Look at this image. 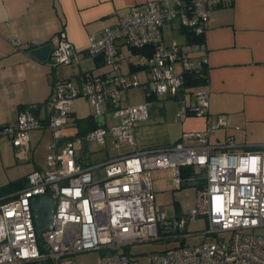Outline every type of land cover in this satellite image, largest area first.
I'll return each instance as SVG.
<instances>
[{"label":"built area","instance_id":"2783aa9c","mask_svg":"<svg viewBox=\"0 0 264 264\" xmlns=\"http://www.w3.org/2000/svg\"><path fill=\"white\" fill-rule=\"evenodd\" d=\"M232 2L149 0L131 6L115 24L89 35L86 51L101 58L107 66L105 72L85 73L80 83L55 80L46 101L50 107L46 124L35 115V107L25 106L14 124L0 127V138L21 153L28 147L31 130L46 126L51 134L45 168L30 171L22 187L0 195V264H80L73 255L95 249L109 251L100 264H131L123 249L133 243L185 241L198 233L214 239L151 253L148 264H264V145L237 149L233 136L224 142H211L219 128L231 123L230 118L209 113L207 90L195 91L189 101L181 92L186 73L207 80L205 44L203 39H195L204 36L211 11ZM174 20L191 37L184 44L163 40L164 26ZM9 42L14 49L24 45L13 35ZM120 42L132 50L134 66L146 70V81L123 71ZM46 60L56 67L79 63L81 58L61 31ZM137 86L148 97L166 94L177 100L180 121L189 113L205 117L204 128L184 132L169 145L82 165V155L88 156L86 147L91 143L109 144L113 149L135 144V127L149 118L152 104L150 99L124 102L125 92ZM79 97L89 101L98 125L65 137L64 128L73 120L72 104ZM106 114L117 123L108 127ZM99 117L103 118L100 124ZM185 167H192V171L182 175ZM157 168H171L176 187L187 181L196 184L193 208L168 215L156 204L151 171ZM48 193L54 199L53 220L51 228L42 233L41 247L31 199ZM220 205L223 209L218 211ZM198 220L204 222L203 230L185 229ZM223 232L228 234L220 236Z\"/></svg>","mask_w":264,"mask_h":264},{"label":"crops","instance_id":"0c3cea01","mask_svg":"<svg viewBox=\"0 0 264 264\" xmlns=\"http://www.w3.org/2000/svg\"><path fill=\"white\" fill-rule=\"evenodd\" d=\"M146 1L149 0H0V127L14 124L20 109L25 106L35 107V115L46 124L50 114L46 101L55 80L70 79L73 83H80L85 73L97 75L107 70L99 56L87 53L89 35L115 24L131 6ZM61 31L78 51L79 63L52 67L47 60H39L30 54L33 47L28 48L26 44L52 45ZM10 35L24 43L22 49H14L9 42ZM163 40L184 44L188 38L180 23L174 20L164 26ZM203 41L208 59L207 80L194 87H183L181 91L185 99L189 101L195 91L205 89L208 91L209 113L213 116L222 113L230 118L231 123L219 128L211 136V142H224L233 136L239 148L264 145V0H233L229 5L214 8ZM119 50L123 71L136 73L141 82L146 81V70L133 64L132 50L121 42ZM175 67L180 70L179 64ZM146 100L145 96L140 102ZM165 100L174 102L176 111L168 112ZM151 102L148 120L167 115L177 118L178 102L174 98L166 94L153 95ZM71 114L73 120L64 128L65 137L83 134L89 131L91 123H97L91 114L88 127L79 128L83 118H78L72 107ZM178 122L181 133L172 143L184 132L203 129L205 117L189 113L184 121ZM139 124L142 125L138 123L136 130ZM135 135L134 147L130 146L133 148L123 150L121 146L113 149L109 145V151L114 153H107L104 159L160 146L138 142ZM50 138L46 126L31 130L28 147L23 153L17 152L7 139L0 138V158H7L11 153L17 160L25 162L24 174L14 180L25 177L34 169L45 168L46 145ZM10 179L7 181H12Z\"/></svg>","mask_w":264,"mask_h":264},{"label":"rangeland","instance_id":"374dc122","mask_svg":"<svg viewBox=\"0 0 264 264\" xmlns=\"http://www.w3.org/2000/svg\"><path fill=\"white\" fill-rule=\"evenodd\" d=\"M144 95V91L141 87H131L125 92L124 102L129 104L140 102L144 99ZM165 101V109L168 112L176 111V104L174 102L170 100ZM155 108L159 109V106L155 104ZM72 110L78 118H83L80 121L79 128L88 127L90 124L89 117L92 114V107L89 104V101L86 98L77 99L72 106ZM105 119L108 127L117 123V121L110 118L108 114L105 115ZM143 122H139L142 123V125L139 124L140 126L137 128V130L135 127V137L138 142H152V144L165 146L176 140L178 135L180 136V124L178 122V118L175 116L167 115L163 118L155 116L154 118H150L147 122ZM133 147H130V145H124L122 149L126 150ZM237 149L243 150L244 148L240 147ZM86 150L88 152L87 157H84V155L81 154L83 157L82 165H86L87 163L90 165L98 164L107 157V153H114V151H109V144L103 146L96 143H91L86 147ZM77 151L78 153H81L80 149H77ZM24 168L25 162L17 160L11 153L7 158H0V187L8 182L7 178L14 180L16 176L23 175L25 170ZM11 170L16 171L14 174H11ZM151 176L155 202L163 210H165L168 215L185 213L195 206L196 184L194 182L187 181L184 182L180 187H176L175 176L173 175L171 168L154 169L152 170ZM204 228V222L198 220L188 224L185 229L187 231H201ZM44 233L45 231L43 234ZM227 234V232H223L219 235L226 236ZM210 239H214V237L209 234L205 235L203 233H198L187 237L185 241H181L180 239H163L156 241L136 242L125 247L123 250L131 258V264H148V256L151 253L164 252L172 247L179 246L181 243L197 244L202 241H209ZM107 254H109L107 249L88 250L74 254L73 259L80 264H100V259ZM32 264H42V262Z\"/></svg>","mask_w":264,"mask_h":264},{"label":"water","instance_id":"95a60500","mask_svg":"<svg viewBox=\"0 0 264 264\" xmlns=\"http://www.w3.org/2000/svg\"><path fill=\"white\" fill-rule=\"evenodd\" d=\"M52 45L44 44L41 46H34L30 50V54L39 60L45 61L48 58ZM103 118L99 117V124L102 123ZM31 205L33 210V217L36 226L37 239L41 247H44V240L42 233L52 226L54 199L51 194L41 195L37 198L31 199Z\"/></svg>","mask_w":264,"mask_h":264},{"label":"trees","instance_id":"16d2710c","mask_svg":"<svg viewBox=\"0 0 264 264\" xmlns=\"http://www.w3.org/2000/svg\"><path fill=\"white\" fill-rule=\"evenodd\" d=\"M188 40H190V36L186 35ZM194 39V38H193ZM203 37H197L195 40H202ZM203 83V80L200 79L199 77L191 74V73H186L185 74V78H184V83H183V87L184 89L187 87H194L197 86L199 84ZM182 92V91H181ZM146 96V95H145ZM147 99H152L153 96H146ZM97 126V123H91V125L88 127V130H91L93 128H95ZM182 175H185L186 172L188 173V171H192V167H185L184 169L182 168ZM25 183V177H20L17 178L15 180H12L6 184H4L3 186L0 187V195H6L9 194L11 192H14L15 190L19 189L20 187H22V185H24ZM32 264V263H31Z\"/></svg>","mask_w":264,"mask_h":264},{"label":"clouds","instance_id":"9594fccd","mask_svg":"<svg viewBox=\"0 0 264 264\" xmlns=\"http://www.w3.org/2000/svg\"><path fill=\"white\" fill-rule=\"evenodd\" d=\"M222 209H223V206L220 205V206L218 207V211H220V210H222Z\"/></svg>","mask_w":264,"mask_h":264}]
</instances>
